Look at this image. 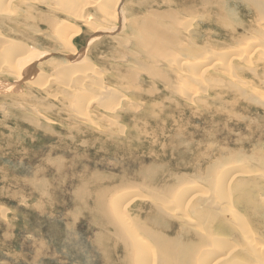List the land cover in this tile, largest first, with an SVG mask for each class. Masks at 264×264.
<instances>
[{"label": "rangeland", "instance_id": "rangeland-1", "mask_svg": "<svg viewBox=\"0 0 264 264\" xmlns=\"http://www.w3.org/2000/svg\"><path fill=\"white\" fill-rule=\"evenodd\" d=\"M59 1L0 0V264H264V0Z\"/></svg>", "mask_w": 264, "mask_h": 264}, {"label": "bare ground", "instance_id": "bare-ground-1", "mask_svg": "<svg viewBox=\"0 0 264 264\" xmlns=\"http://www.w3.org/2000/svg\"><path fill=\"white\" fill-rule=\"evenodd\" d=\"M94 1V0H93ZM98 0H96V1H94L93 3H95V2H97ZM107 1H109V0H107ZM29 2V1H28ZM28 2H25V3H27L28 4ZM31 2V1H30ZM58 2H60L59 0H58ZM260 2V1H259ZM107 3H109V2H106V9H111V8H118L119 6H120V0H112V1H110V3L108 4V7H107ZM264 3V2H263ZM262 2L261 3H253L254 4V6H255V8H257V9H259V6L261 5V4H263ZM30 4V3H29ZM79 4V3H78ZM175 4V3H174ZM76 5V4H75ZM85 8H86V5H83L79 10L80 11H84L85 10ZM171 8V7H170ZM8 9V8H7ZM52 9V8H51ZM62 9L63 8H61V10L60 11H62ZM119 9V8H118ZM262 9V8H261ZM5 10V9H4ZM58 11V10H57ZM115 11V10H114ZM262 11V10H261ZM63 12V11H62ZM76 12H78V11H76ZM120 12V11H119ZM185 12V11H184ZM259 14L260 13H262V12H258ZM66 14H70V12H68L67 11V9H66ZM126 14V13H125ZM83 15V14H82ZM128 15V14H127ZM81 16V15H80ZM119 16H120V14H119ZM119 16H118V12H117V14L115 15V17H118L119 18ZM77 17V16H76ZM84 17V16H83ZM124 17H126V16H124ZM144 17V16H143ZM155 17V16H154ZM70 19H72V17H69ZM110 18H112V17H110ZM138 18V17H137ZM32 19V18H31ZM80 19V18H79ZM84 19V18H83ZM133 19V18H132ZM135 19H136V16H135ZM143 19V18H142ZM30 20V19H29ZM54 20V19H53ZM131 20V19H130ZM139 20V19H138ZM4 21V20H3ZM55 21V20H54ZM116 21V20H115ZM162 21V20H161ZM90 22V21H89ZM119 22V21H118ZM131 22H132V24H133V27H132V29H134V28H136V26H137V22L136 21H134V20H131ZM125 23V22H124ZM144 24V23H143ZM151 24H153L154 25V31L153 32H155L156 30H158L159 29V27H158V24H159V21H157V22H153V23H151ZM5 25V24H4ZM106 25V24H105ZM118 24L116 23L114 26H112L111 27V29H117L118 28V26H117ZM124 25V24H123ZM70 26V24H68V22L66 23V25L64 26V28H65V30L63 31V29H62V34L60 35L61 37L60 38H62V41H64V43L65 44H68L70 47H71V45H72V42L75 40V39H77L78 37H76L75 39H73L75 36H76V34H78V32L76 31V29L73 31L72 29H71V32H73V36H71V35H69L68 34V32L70 31V28L71 27H69ZM132 26V25H131ZM96 27V26H95ZM162 27V26H161ZM138 26H137V31H138V33L140 34V32H139V30L141 31V33L143 34V35H145V38H147V39H149V38H151V36H148V35H151V34H149L148 33V35H147V33L145 32L146 30H145V28H140L139 30H138ZM153 28V27H152ZM106 29V28H105ZM109 29V28H108ZM149 29H150V27H149ZM103 30V27H102V29H100V31H102ZM1 31V30H0ZM66 31V32H65ZM116 32V31H115ZM121 32V31H120ZM159 33V32H158ZM122 35V34H121ZM147 35V36H146ZM158 35V34H157ZM66 36H67V39H66ZM140 36H141V34H140ZM250 37V36H249ZM69 38V39H68ZM141 38L143 39V36H141ZM73 39V40H72ZM4 40V39H3ZM150 41H151V39H149ZM149 41V42H150ZM142 42V41H141ZM150 44V43H149ZM152 44V43H151ZM150 44V45H151ZM154 44H155V46L156 47H161L162 46V44H163V42H162V39H161V37H157L156 39H155V41H154ZM145 45H147V44H145ZM17 46H20V45H17ZM16 47V46H15ZM25 48V47H24ZM22 46H20V47H18V49H17V51H19V52H16L17 53V57H19V55H22V56H20V57H25L26 58V56L27 55H29L28 53H27V50L26 49H24ZM75 48V47H74ZM13 49V48H12ZM71 49V48H70ZM183 50V49H182ZM12 52H14L15 53V51H12ZM15 53V54H16ZM70 53H71V55H76V54H78V55H80V51H77V50H74V49H71V51H70ZM197 53V52H196ZM7 54V53H6ZM14 54V55H15ZM246 54V53H245ZM10 55H11V52H10ZM10 55H9V57H10ZM157 55V54H156ZM158 55H160V54H158ZM13 57V56H12ZM30 57H32V58H34L33 57V55H31ZM70 57V56H69ZM72 59H71V61L74 59L73 57H71ZM21 58H19L18 59V61L20 60ZM248 59V58H247ZM70 60V59H69ZM77 60V59H76ZM81 60V59H80ZM79 60V61H80ZM12 61V60H11ZM17 61V62H18ZM187 61V60H186ZM75 63H77V62H75ZM176 63V62H175ZM178 63V62H177ZM42 64V63H41ZM18 65V64H17ZM15 67V66H14ZM75 67H76V65H75ZM189 67V66H188ZM29 68V67H28ZM63 68V67H62ZM69 68V67H68ZM73 68H74V66H73ZM84 69V68H83ZM196 69V68H195ZM13 70H15V68H13ZM205 70V69H204ZM207 71V70H206ZM32 72V71H31ZM84 72V71H83ZM205 72V71H204ZM208 73V72H207ZM197 75H199V74H197ZM203 75V74H202ZM196 78V77H195ZM197 80L199 79V77L198 78H196ZM187 96V95H186ZM262 163V162H261ZM152 177V176H151ZM230 189V188H229ZM228 190V189H227ZM155 191V190H154ZM156 192V191H155ZM226 194L225 192H224V190H222V194ZM198 196V195H197ZM196 196V197H197ZM222 196V198H227V196L226 195H221ZM231 196V195H230ZM151 197V196H150ZM165 197V196H164ZM163 197V198H164ZM186 197V196H185ZM201 198H203V197H201ZM206 198V197H205ZM242 198V197H241ZM192 199V198H191ZM195 200V199H194ZM197 200V199H196ZM207 200V199H206ZM227 200H229V199H227ZM198 201V200H197ZM158 202V201H157ZM206 202V201H205ZM210 202H212V201H210ZM193 203V202H192ZM207 203H209V202H207ZM189 204H190V201L188 202V207H189ZM232 204V203H231ZM242 205H243V207L245 208V210L247 211V212H249V193H247V196L242 200ZM186 206V205H185ZM251 206V205H250ZM201 208H202V206H201ZM187 209V208H186ZM158 210V209H157ZM258 212V211H257ZM121 213V212H120ZM209 214V213H208ZM200 217H201V215L203 216V214H198ZM241 215V214H240ZM198 217V216H197ZM206 220V219H205ZM191 222V221H190ZM165 223V222H164ZM128 225V224H127ZM245 226V225H244ZM241 227V226H240ZM161 229V228H160ZM199 230V229H198ZM240 230V229H239ZM243 230V229H242ZM235 231V230H234ZM245 231V230H244ZM247 231V230H246ZM245 231V232H246ZM149 232V231H148ZM189 232V231H188ZM150 233V232H149ZM153 235V234H152ZM161 235V234H160ZM245 235V234H244ZM162 236V235H161ZM154 238V237H153ZM156 238V237H155ZM157 239V238H156ZM163 239V240H162ZM162 239H160V237L157 239V240H159L158 242L160 243V245H159V249H160V251H161V254L163 255V257H165V254L167 255V258L169 259V264H174V262L176 261L178 264H190V261H191V256H192V258H193V252H192V255H189L188 254V252L187 251H185V249L184 250H181L180 248H178L177 250H174L172 247H174V246H176L175 245V243L176 242H174V241H172V240H169V239H167V238H165V237H162ZM208 241V240H207ZM209 242H210V240H209ZM188 244V243H187ZM197 244V243H196ZM186 245V244H185ZM170 246V247H169ZM181 246V245H180ZM254 246H255V244H254ZM182 247H184V246H182ZM204 247V246H203ZM252 247V246H251ZM256 248V247H255ZM189 249V248H188ZM259 249V248H258ZM146 250V249H145ZM144 250V251H145ZM261 251V250H260ZM202 252V251H201ZM223 252V251H222ZM158 255V254H157ZM225 259V258H224ZM242 259H244V258H242ZM233 260V259H232ZM234 260H236V259H234ZM161 261V260H160ZM246 261V260H245ZM225 262H227V261H225Z\"/></svg>", "mask_w": 264, "mask_h": 264}]
</instances>
